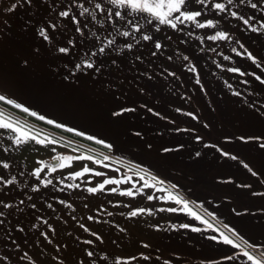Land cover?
<instances>
[{"label":"crops","instance_id":"crops-1","mask_svg":"<svg viewBox=\"0 0 264 264\" xmlns=\"http://www.w3.org/2000/svg\"><path fill=\"white\" fill-rule=\"evenodd\" d=\"M230 9L249 24L213 21L199 56L159 41L150 55L130 41L93 56L110 39L104 26H43L50 42L41 26H0V95L107 149L44 135L55 143L17 146L0 130V264H251L238 253L264 251V0ZM218 31L226 38H208ZM82 62L94 69L76 70Z\"/></svg>","mask_w":264,"mask_h":264},{"label":"snow or ice","instance_id":"snow-or-ice-1","mask_svg":"<svg viewBox=\"0 0 264 264\" xmlns=\"http://www.w3.org/2000/svg\"><path fill=\"white\" fill-rule=\"evenodd\" d=\"M73 4L82 9V11L80 12V17H84L86 14L88 16H90L92 18V20L98 24L101 25V27H103L104 23L106 22L104 19H101L99 21H97L96 19V13L99 12L101 14V16L103 17L105 14L107 16V20L111 21L113 24H115L118 20L119 21H126L127 24L131 25L133 27L134 31H140V27L138 25H136L134 23L133 20H128L127 17L128 15H133V17H135V14L137 13H146L147 15L145 16V19L148 23H151L153 20L158 21L159 24H168L170 25L172 28H177V24L173 23V20L178 21L179 23H183L185 20L186 21H191L195 23V26L197 28H212L215 27V24L212 20H207L206 22H199L197 20L198 17H200L202 15V12L208 9L209 4L211 3V8L213 10H217V14H221V13H226L227 15H230L233 18H239L243 21V23L245 25L249 24V20L245 19L242 16H238V13L236 11H232L228 6L229 5H233L234 0H225V2H214V0H195L196 3L203 5V8L201 10H197V11H192L189 12L187 11V7L189 4V0H108V3L113 5L115 8L117 9H126L129 11H121V10H115L113 11V8H107L105 9V7L103 6V3L101 2V0H89V3L92 4L94 3V8L95 11L91 10L89 7L84 6L83 3H77V0H72ZM245 0H240V3H244ZM23 3H26L28 5H31L32 0H23ZM18 5L22 6L21 0H15V3H13L11 5V7L6 8L5 11L6 12H11L13 10L16 9V7ZM251 6L253 8H255L257 5L252 3ZM174 13H179V15L173 16ZM71 15V19L72 22L76 25V31L78 33H82L83 30L80 26V20L77 19V17L74 14H71L70 10H65V11H61L59 12V16L62 18H68ZM169 17H172V19H169ZM218 23V22H217ZM50 28L55 29L56 28V24H50L49 25ZM84 27H87V25L85 24ZM261 28L264 29V24L261 25ZM252 31H257L256 28H252ZM92 35H96L95 33H92ZM122 35L124 37H128L131 35V33L129 31H124L122 33ZM38 36L40 38H42L43 41L45 42H50L51 38L50 35L48 34V29L41 26L38 29ZM227 36V34L223 31H218L216 32L215 35H211L210 37H208L209 39L215 41L218 39H225ZM100 37L97 36V40H99ZM152 38L148 35H144L143 36V40L145 41H149ZM69 43L71 44L72 41H69ZM115 43V38L113 39H109L107 41V44L103 47H98L96 52H93L92 55H96V54H103L106 50L107 47L113 45ZM126 47L128 49L132 48L131 44H127ZM156 49H160L162 47V45L157 42L155 44ZM57 51L61 54H67L69 52V48L67 47H59L57 49ZM155 55V53H153ZM185 60L188 59V57H184ZM82 66L84 68L87 69H94V62H82V64H76L75 68L76 70H80L82 68ZM193 71H195V69H192ZM95 71H99V68H95ZM235 71V70H233ZM257 79H260L259 77H257ZM0 102H4L7 105H14L16 108H21L22 106L18 103H15L12 99L7 98L5 95H0ZM24 112L29 113L30 110L28 108H24L23 109ZM122 111H129L128 109H123ZM121 112H114L113 115L114 116H119L121 115ZM31 115L35 116L37 115L34 112H30ZM40 120H45L46 118L43 116L39 117ZM49 124L54 123L53 121L49 120L47 121ZM0 130H4L7 133H11V139H12V143L14 145H21L24 143H27L29 140L35 141L36 143L39 144H44L46 141L47 143H55V141L53 140H47V137H45L44 139H38L39 134H35L32 135L31 134V130L26 129V127L24 125H20L17 122L12 121L9 117L6 116V114L4 112H0ZM91 139V138H90ZM242 141L247 142V140L243 137L240 138ZM250 139V138H249ZM256 139H260V138H256ZM110 147V146H109ZM261 148H264V143L260 144ZM55 150V149H53ZM5 151H7V149H5ZM164 151H168V149H165ZM225 156H227V153H223ZM197 155H199L197 153ZM58 160H72V159H80V157H64V158H55ZM88 159H91V157H88ZM107 159V157H106ZM231 159L236 160L238 159L236 156H231ZM241 163H243L241 161ZM0 166H2L3 168L7 169L9 167V164L3 161H0ZM57 167L63 168L65 167V164L63 162H59ZM244 167L247 168L248 165L244 164ZM50 171H54L55 168L50 167L49 168ZM84 172H89L90 169H88L87 167L84 168L83 170ZM83 173L81 172H77L75 173L71 178H75V177H79L81 176ZM253 175H256V173H252ZM33 175L39 176L40 175V169H37ZM97 175H99V173H97ZM2 179V178H0ZM15 178H13L14 180ZM13 180H8L6 181V183L11 184L13 183ZM117 181H112V180H106L104 183L105 184H110V183H116ZM48 183H51V181H48ZM147 186V185H145ZM104 184L99 185V189H103ZM38 190V189H33ZM98 189L97 188H89L88 191L95 193ZM112 191H116V189H112ZM127 195H132V193L129 191L127 193ZM174 198V197H173ZM149 199H152V197H149ZM176 199V203L180 204L182 203V201H180L178 198H174ZM10 205L5 204L4 207H9ZM185 207H187V205H184ZM139 212H143V209L138 210ZM170 211H176V209H170ZM138 214L137 211H133L131 213L132 216H136ZM0 215H3L2 213H0ZM91 219V217H90ZM197 219H199V217H197ZM205 223H208L207 221H204ZM182 227H187V225H184ZM209 228H212V225L209 223L208 224ZM194 231L196 229H193ZM93 235H95V233H93ZM222 235V241L225 244L231 245L234 248H239V244L236 243L233 239H231L228 235ZM99 239V237H97ZM210 239H217L216 237H210ZM88 243H91L90 241ZM253 248H258L259 246L253 245ZM238 254H242L244 257H246V262H251V264H264V259H262V257H264V251L260 252L259 255H254L252 253H250L247 250H244L242 253H238ZM89 256H92L93 253L89 252L88 253ZM234 257H228L226 259H233Z\"/></svg>","mask_w":264,"mask_h":264},{"label":"rangeland","instance_id":"rangeland-1","mask_svg":"<svg viewBox=\"0 0 264 264\" xmlns=\"http://www.w3.org/2000/svg\"><path fill=\"white\" fill-rule=\"evenodd\" d=\"M233 5H229V8L237 5L238 0H234ZM105 9L113 8L115 10L129 11L126 9H117L113 5L108 3V0H101ZM214 2H225V0H214ZM15 3V0H0V26H49L50 24H56V26H76L71 19V15L68 18H62L59 16V12L70 10L71 14H74L77 19L80 20V26H101L100 24L94 22L90 16L87 14L84 17H80V12L82 9L76 7L72 0H32L31 5L23 3L21 0L22 6L18 5L15 10L11 12H6L5 9L11 7ZM77 3H83L84 6L89 7L91 10L95 11L94 3L90 4L89 0H77ZM247 5V4H246ZM243 6H245L243 4ZM203 5L198 4L195 0H189L187 11H197L201 10ZM146 13H137L135 17L133 15H128V20H133L136 25L140 27V31H134L133 27L127 24L126 21H117L113 24L111 21L107 20L106 14L102 17L99 12L96 13L97 21L104 19L103 29L108 32L110 39L115 38V43L111 46H114L117 51H124L125 43L136 42L138 49L141 52L145 51L150 55V48L154 45L155 42H167V44L162 43V48L159 51L170 54L175 47L178 49L181 46H187L191 50L192 55H198L202 52L204 53L206 48L204 44V39L202 38L201 30L204 31V28H197L194 22L184 21L182 24L178 21L173 20V23L177 24V28H172L168 24H159L158 21L153 20L151 23H148L145 19ZM179 15V13H174L173 16ZM228 16H217V10L211 8V3L208 6V9L202 12V15L197 18L199 22H206L207 20H212L216 22H222L225 19H229ZM172 19V17H169ZM238 21V20H237ZM228 23V22H227ZM227 26H235V23L232 25L227 24ZM198 30V31H197ZM124 31H129L130 36L124 37L122 33ZM148 35L152 39L149 41L143 40V36ZM169 44V45H168ZM141 46V47H140ZM201 49V50H200ZM115 50V51H116ZM208 50V49H207ZM158 51V50H156ZM144 53V55H145ZM209 54V51H208ZM167 55V54H165Z\"/></svg>","mask_w":264,"mask_h":264},{"label":"trees","instance_id":"trees-1","mask_svg":"<svg viewBox=\"0 0 264 264\" xmlns=\"http://www.w3.org/2000/svg\"><path fill=\"white\" fill-rule=\"evenodd\" d=\"M0 112H4L6 116L12 121L17 122L20 125H24L26 129L31 130V132L34 134L38 133L41 136H48L56 141H59L60 143L65 144L66 146H69L70 148L93 156L101 157L100 153L107 154V149L102 145L77 134L50 125L11 105H7L4 102H0Z\"/></svg>","mask_w":264,"mask_h":264},{"label":"water","instance_id":"water-1","mask_svg":"<svg viewBox=\"0 0 264 264\" xmlns=\"http://www.w3.org/2000/svg\"><path fill=\"white\" fill-rule=\"evenodd\" d=\"M57 162L55 161V164H56Z\"/></svg>","mask_w":264,"mask_h":264}]
</instances>
